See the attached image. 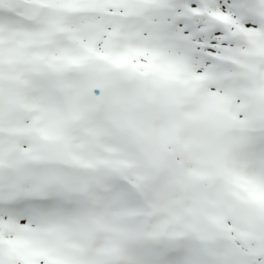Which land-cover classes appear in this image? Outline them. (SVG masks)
I'll use <instances>...</instances> for the list:
<instances>
[{"label":"snow or ice","instance_id":"6c2138e0","mask_svg":"<svg viewBox=\"0 0 264 264\" xmlns=\"http://www.w3.org/2000/svg\"><path fill=\"white\" fill-rule=\"evenodd\" d=\"M0 264H264V0H0Z\"/></svg>","mask_w":264,"mask_h":264}]
</instances>
